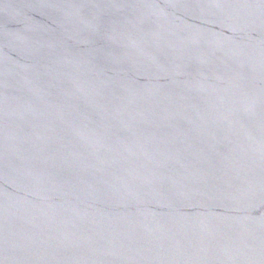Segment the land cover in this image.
<instances>
[{
    "label": "water",
    "instance_id": "water-1",
    "mask_svg": "<svg viewBox=\"0 0 264 264\" xmlns=\"http://www.w3.org/2000/svg\"><path fill=\"white\" fill-rule=\"evenodd\" d=\"M0 264H264V0H0Z\"/></svg>",
    "mask_w": 264,
    "mask_h": 264
}]
</instances>
